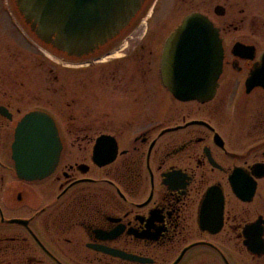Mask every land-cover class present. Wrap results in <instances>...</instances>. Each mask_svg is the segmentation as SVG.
Here are the masks:
<instances>
[{
	"label": "flooded vegetation",
	"instance_id": "1",
	"mask_svg": "<svg viewBox=\"0 0 264 264\" xmlns=\"http://www.w3.org/2000/svg\"><path fill=\"white\" fill-rule=\"evenodd\" d=\"M190 16L211 23L193 43L214 40L221 60L209 90L183 101L164 57ZM0 18L22 45L0 41V264H264V0H145L94 52L59 53L60 89L43 103L14 88L35 69L23 19ZM35 110L61 150L28 180L13 143Z\"/></svg>",
	"mask_w": 264,
	"mask_h": 264
},
{
	"label": "water",
	"instance_id": "2",
	"mask_svg": "<svg viewBox=\"0 0 264 264\" xmlns=\"http://www.w3.org/2000/svg\"><path fill=\"white\" fill-rule=\"evenodd\" d=\"M18 14L39 42L70 57L86 56L121 32L145 0H13ZM214 34L200 16L187 17L167 40L164 82L183 101L201 98L220 70V46L194 37ZM201 90V91H200ZM61 143L53 118L40 110L27 113L15 129L13 158L20 178L47 177L57 165Z\"/></svg>",
	"mask_w": 264,
	"mask_h": 264
},
{
	"label": "rangeland",
	"instance_id": "3",
	"mask_svg": "<svg viewBox=\"0 0 264 264\" xmlns=\"http://www.w3.org/2000/svg\"><path fill=\"white\" fill-rule=\"evenodd\" d=\"M6 9V11H10V10H16V7L14 5V1L13 0H0V13L2 14V10ZM1 19V18H0ZM0 41L6 45H12L13 47L15 45H17L19 47V49H22V45L16 42V38L15 35H12L9 32V29H7L6 27H4V24L2 23V21L0 20ZM22 27V25H21ZM25 34H28L30 39H31V44L33 45V47L35 49L34 53H35V69H34V73H33V77L30 78L27 75L28 78H20L19 83H17L16 85H14L15 89H19V90H30L32 92V94H34L35 96L39 97L41 100V102H44L45 96L47 95L45 92L46 90H50V91H59L60 89V85L58 81H55L53 79L54 75H57L59 78L60 75V67H59V63L56 62L57 60L60 59L59 53L52 51L50 49H48L47 47H45L43 44H41L36 37H34V35L32 33H29V29H27L26 27L21 29ZM11 31V30H10ZM9 32V33H8ZM21 33V32H19ZM0 42V43H1ZM32 47H30L31 50ZM27 49H29L27 47ZM26 49V52H27ZM40 50H42L43 52H46V54H48L51 58H49L48 56H46L44 53H42ZM25 51V50H23ZM25 52L23 55H21L22 58L25 57ZM42 60H46V67H41L39 65V63ZM56 60V61H55ZM52 68L53 72L50 73L47 69L48 68ZM68 70V74H69V79H75V75H76V70L75 68H67ZM31 77V76H30ZM32 79V81H31ZM20 84V85H19ZM38 98V99H39ZM30 106H25L24 109H28Z\"/></svg>",
	"mask_w": 264,
	"mask_h": 264
}]
</instances>
